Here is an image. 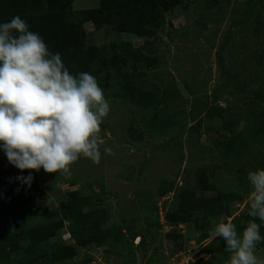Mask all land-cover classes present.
<instances>
[{"label": "rangeland", "instance_id": "374dc122", "mask_svg": "<svg viewBox=\"0 0 264 264\" xmlns=\"http://www.w3.org/2000/svg\"><path fill=\"white\" fill-rule=\"evenodd\" d=\"M98 5L72 0L71 8ZM117 22H83L86 44L148 56L149 63L129 61L126 69L138 72L140 86L155 89L160 103L140 107L137 88L100 75L109 112L100 124L98 162L81 157L69 174L49 179L23 170L33 179L18 187L39 199L32 218L21 197L0 207V238L34 242V264H73L84 252L91 255L85 264H94L92 254L108 264H163L166 254L199 264L217 254L211 264H227L229 257L218 260L225 241L210 232L224 220L242 231L252 219L247 173L264 168V0H177L160 26L143 34L119 31ZM8 163L0 151V166ZM69 191L100 193L99 245L74 240L64 216L44 215L57 208L53 194ZM135 234L148 242L135 244ZM10 250L0 247V264H28ZM255 255L264 259V241Z\"/></svg>", "mask_w": 264, "mask_h": 264}, {"label": "clouds", "instance_id": "9594fccd", "mask_svg": "<svg viewBox=\"0 0 264 264\" xmlns=\"http://www.w3.org/2000/svg\"><path fill=\"white\" fill-rule=\"evenodd\" d=\"M108 112L93 75L71 74L61 55L51 52L20 16L0 23V151L11 165L69 174L81 157L98 162L100 124ZM16 179L30 186L33 176ZM247 181L252 219L239 233L230 220L215 223L210 232L212 239L225 241L227 264H264L255 255L264 241V168L249 170Z\"/></svg>", "mask_w": 264, "mask_h": 264}, {"label": "trees", "instance_id": "16d2710c", "mask_svg": "<svg viewBox=\"0 0 264 264\" xmlns=\"http://www.w3.org/2000/svg\"><path fill=\"white\" fill-rule=\"evenodd\" d=\"M71 3L72 0H0V23L9 22L12 17L20 16L30 26L31 31L43 38L51 52H58L61 55L62 62L71 74L87 72L96 79L102 74L105 76L113 74L119 81L123 80L127 85L137 88V95L134 97L140 107H156L160 103V98L154 92L155 89L140 86L142 82L138 78L139 73L126 69L129 61L144 60L149 63L151 59L135 51L131 53L128 48H123L121 52L107 53L95 46H88L82 23L89 21L100 27L116 19L118 22L114 26L115 29L143 34L148 28H158L161 24L160 19L172 12L177 0H99L97 8L80 10L71 8ZM260 116H264V112ZM39 172L42 179H49L54 174L46 173L42 168ZM18 176H23V171L10 163L0 166V207L21 197V204L31 207L24 215L32 218L31 209L39 198L38 196L33 198L29 192L27 193L25 185L18 187L19 181L16 179ZM25 194L31 197L28 199ZM52 197L57 208L43 212L44 215L54 213L64 216L69 222L70 234L74 240L81 245L89 242L99 245L104 237L102 235L100 239L104 210L96 205L97 201H102L100 193L81 195L77 191H69L53 194ZM31 227L34 229L36 226ZM136 236H139L138 244L148 242L139 234L133 237ZM5 244H9L10 251L22 257V260L28 259V264H34L31 258L32 253L37 251L34 242L18 244L16 241L10 242L9 238L3 236L0 238V247ZM210 245L212 246V242ZM218 250L219 261L229 257L230 254L225 251V243L221 249L218 247ZM216 255H210L207 261L198 263L211 264ZM90 258L91 255L84 252L73 264H85Z\"/></svg>", "mask_w": 264, "mask_h": 264}, {"label": "built area", "instance_id": "2783aa9c", "mask_svg": "<svg viewBox=\"0 0 264 264\" xmlns=\"http://www.w3.org/2000/svg\"><path fill=\"white\" fill-rule=\"evenodd\" d=\"M139 242V236L135 237V244H138ZM94 257V264H108L106 260L102 259V257H97L95 254H92ZM164 264H189L188 259L180 254L176 255H167L166 259L164 261Z\"/></svg>", "mask_w": 264, "mask_h": 264}]
</instances>
